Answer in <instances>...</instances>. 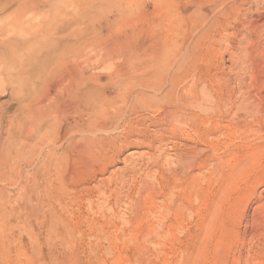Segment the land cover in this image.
<instances>
[{
  "label": "rangeland",
  "instance_id": "374dc122",
  "mask_svg": "<svg viewBox=\"0 0 264 264\" xmlns=\"http://www.w3.org/2000/svg\"><path fill=\"white\" fill-rule=\"evenodd\" d=\"M74 1L38 3L70 9ZM108 1L81 22L99 29L93 122L84 115L80 128L65 131L93 144L75 157L65 150L59 199L32 186L40 156L30 167L15 158L18 168H2L0 264H264V97L254 75L264 67L230 68L226 51L246 44L233 26L264 11V0H218L221 11L210 0ZM215 18L230 27L218 49L224 57ZM2 101L3 142L18 103L10 94Z\"/></svg>",
  "mask_w": 264,
  "mask_h": 264
},
{
  "label": "bare ground",
  "instance_id": "6f19581e",
  "mask_svg": "<svg viewBox=\"0 0 264 264\" xmlns=\"http://www.w3.org/2000/svg\"><path fill=\"white\" fill-rule=\"evenodd\" d=\"M13 1L0 0V97L5 94H10L12 101L18 103V106L15 108V115L9 119V127L4 130V132L6 131L7 137L4 138L5 140L3 139V142L1 140L3 133L0 127V174L3 173L2 168L4 167V172L5 169H11V167L18 168L19 165L16 164L17 162L15 158H20L22 162H24L23 164H25V166L30 167V165L33 166L37 163V161L33 160V157L36 156L38 158L40 156L42 159L39 161L38 165L36 164L37 168L36 166L32 167L31 177L34 180L30 179V181H33L32 186H34V184L38 186V188H36L38 190L35 192L39 191V193H41L44 192V190H50L53 194L48 198V200H51L52 196L55 200L59 199L60 193H62L60 191L63 179V170L65 162L68 160V156L71 155L70 153L67 154V152L65 154V150H70L72 156L75 157L77 152L93 144L92 140H82L80 137L77 138V136H70L71 134H69L70 137H67L65 134L67 129L71 130L80 128L82 122L80 120H82L81 118H83L84 115L88 118L89 122H93L92 119L96 109L95 94H97L96 90L98 88L95 90L94 83L96 80V74L94 72L95 68L92 61L95 57V55L93 57L95 45L94 40L96 38L95 33H97L99 29L97 27L88 26L89 24L82 26L81 22L83 21V15L99 9H105L110 7L109 5H113L109 4L108 0H77L73 2V5H71L72 8L70 9L62 8L63 6L61 5L62 7L54 6L53 9L49 10L45 7H41L40 3H38L43 0H35L33 2L27 1L26 3H23L20 0L16 6ZM59 1L60 0H46L49 6L59 5ZM210 1L214 3V9L221 11L220 2L218 0ZM15 2L17 1L15 0ZM259 4L261 3H256L257 6H259ZM241 5V3L238 4L237 2H234L232 8L230 6L229 9L232 11L231 17H234V19H238L236 16L237 9L240 10ZM196 6L198 5L196 4ZM251 8H254V5H252ZM262 8L264 9V5ZM256 10H258V7ZM256 10H254L255 13L253 11L251 14H247L245 18L242 19L241 23L243 28L233 26V34L236 39L239 37L241 43L244 41L246 44L244 46H240V48L233 46L232 48L228 47L231 48V50L229 51L228 49L226 51L229 52L231 59L233 60V64L230 68L236 69L239 62L243 64L246 62L248 63V61L251 62V64L254 62H261L264 67V42H260V39L262 37L264 38V11L262 10V12L257 13ZM85 17L87 18V16ZM84 23L86 24V22ZM227 23V21L217 18L213 24H210L211 28L215 29L213 31L216 32V36L218 35L217 41L219 45L217 51L219 47H222L224 31H228L230 29L229 23L228 25ZM211 28L209 26V29ZM198 36H200V34ZM98 37L99 35L97 36V39L101 36L99 38ZM164 39L165 38H163V42L167 41ZM212 39L213 38H211V40ZM195 42L197 41L195 40ZM244 53L246 54L245 56L243 55ZM217 54L224 57L225 52L219 50ZM211 58L212 57H210V59ZM252 65L256 66L255 64ZM259 72L262 73L263 71L259 70L257 74L254 72V75L255 78L257 77V80L259 79L263 85V88L260 91V99H262V96L264 97V76L259 75ZM162 77H164V75ZM261 84H259L260 87ZM170 92L173 93L171 90ZM197 92L199 91L197 90ZM100 93L101 92L98 91V94ZM201 100H205V98ZM148 101H150V99ZM262 101L258 102L260 103V106L263 105ZM4 102H0V110L3 108V105L5 104ZM82 103H84V106L81 105ZM169 103L174 105L175 113L179 112L177 111L178 104L176 99L172 100V98H170ZM260 106L258 107L260 108ZM193 107H195V105ZM202 108H204L203 105ZM172 112H174V108ZM3 118H5V116ZM21 160L20 163L18 162L19 164L22 163ZM20 168L22 169L23 167L21 166ZM40 174H42L41 180ZM42 179L44 181H42ZM3 180L5 179L3 178ZM28 182L26 181V185H28ZM35 192H33V194ZM38 196V204L49 205L45 199L46 197ZM259 206H261L260 203ZM259 206L258 208H260ZM54 208V204H52L50 209ZM56 209H58V207ZM58 210H56V212Z\"/></svg>",
  "mask_w": 264,
  "mask_h": 264
}]
</instances>
